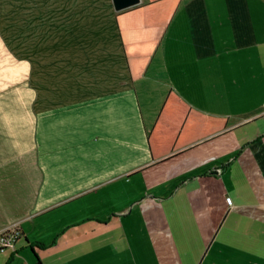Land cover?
<instances>
[{
	"label": "crops",
	"instance_id": "crops-1",
	"mask_svg": "<svg viewBox=\"0 0 264 264\" xmlns=\"http://www.w3.org/2000/svg\"><path fill=\"white\" fill-rule=\"evenodd\" d=\"M57 1L6 30L33 119L0 225L42 264H264V0Z\"/></svg>",
	"mask_w": 264,
	"mask_h": 264
},
{
	"label": "rangeland",
	"instance_id": "rangeland-1",
	"mask_svg": "<svg viewBox=\"0 0 264 264\" xmlns=\"http://www.w3.org/2000/svg\"><path fill=\"white\" fill-rule=\"evenodd\" d=\"M22 1L23 0H0V148L2 147L0 153H5L7 151L6 148L18 150L24 148L27 142L26 139L31 137L27 127L32 123L33 119V114L28 111L27 107L31 100V92L28 90V87L31 86L29 85L27 67L24 63H20V57L17 54L19 52H17L16 49L11 50L9 47L11 54L8 53L7 55L5 41L8 35L10 37L7 39H12L13 37V34L7 35L9 32L11 33L13 28L12 20L14 19L17 23V21L21 19V10L19 8L21 7ZM24 1L25 3H38L40 9H43V11L45 10L46 15L43 18L46 22L52 20L53 16H55L54 9H57L56 5L59 2L57 0ZM68 2V0H64L61 8H64ZM94 18L95 21L98 20L96 16H94ZM7 19L8 28L6 26ZM18 29L20 34L17 36L21 38L20 25ZM6 30L8 31L7 33ZM28 121H30L29 124ZM51 127H47L44 130L48 131ZM35 135L37 137L39 136L36 132ZM7 138L10 139L7 140ZM66 139L68 141L69 137L67 136ZM71 145L72 143L70 142H64L58 147V149L63 150V155L57 159H49L51 168L56 165V168L60 169L61 163L66 164V156L71 149ZM4 155L5 154H2L1 157ZM47 156L46 152L45 157L47 158ZM13 197H16L15 193ZM18 223V220L10 218L7 223L0 225V229H9L18 226ZM25 231L28 232L27 227ZM27 238L28 241L25 240L23 236H20L14 240L13 247L7 246L0 249V264H33L35 258L33 252L35 251L38 253L39 248L36 227L33 230L29 229Z\"/></svg>",
	"mask_w": 264,
	"mask_h": 264
},
{
	"label": "built area",
	"instance_id": "built-area-1",
	"mask_svg": "<svg viewBox=\"0 0 264 264\" xmlns=\"http://www.w3.org/2000/svg\"><path fill=\"white\" fill-rule=\"evenodd\" d=\"M227 201H230V198L227 197ZM15 227L0 229V249L3 247H13L14 237L16 235Z\"/></svg>",
	"mask_w": 264,
	"mask_h": 264
},
{
	"label": "water",
	"instance_id": "water-1",
	"mask_svg": "<svg viewBox=\"0 0 264 264\" xmlns=\"http://www.w3.org/2000/svg\"><path fill=\"white\" fill-rule=\"evenodd\" d=\"M139 0H111L112 7L115 10L123 9L125 7L138 3Z\"/></svg>",
	"mask_w": 264,
	"mask_h": 264
},
{
	"label": "trees",
	"instance_id": "trees-1",
	"mask_svg": "<svg viewBox=\"0 0 264 264\" xmlns=\"http://www.w3.org/2000/svg\"><path fill=\"white\" fill-rule=\"evenodd\" d=\"M15 230H16L17 234L15 235L14 240L19 236V234L21 232V229H20L19 225L15 226ZM33 253H34V256H35L33 264H42L39 255L35 251Z\"/></svg>",
	"mask_w": 264,
	"mask_h": 264
}]
</instances>
